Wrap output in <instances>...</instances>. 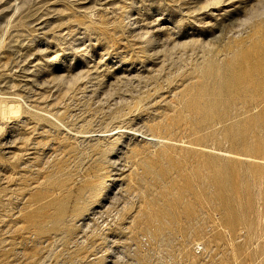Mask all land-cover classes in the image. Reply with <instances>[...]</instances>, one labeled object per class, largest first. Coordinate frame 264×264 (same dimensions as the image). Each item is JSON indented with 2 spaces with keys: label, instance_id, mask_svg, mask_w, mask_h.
Masks as SVG:
<instances>
[{
  "label": "rangeland",
  "instance_id": "374dc122",
  "mask_svg": "<svg viewBox=\"0 0 264 264\" xmlns=\"http://www.w3.org/2000/svg\"><path fill=\"white\" fill-rule=\"evenodd\" d=\"M0 95V264H264V0H0Z\"/></svg>",
  "mask_w": 264,
  "mask_h": 264
},
{
  "label": "bare ground",
  "instance_id": "6f19581e",
  "mask_svg": "<svg viewBox=\"0 0 264 264\" xmlns=\"http://www.w3.org/2000/svg\"><path fill=\"white\" fill-rule=\"evenodd\" d=\"M263 8V7H262ZM16 99H18L17 97H12V96H6V95H0V115L3 117L5 116H18L20 114V111H21V107L19 105V103H17ZM152 138V137H151ZM158 139V138H157ZM107 198H109L108 195H104L103 196V199L106 200ZM102 200V199H101ZM104 203V202H103ZM97 206V205H96ZM109 205H105V204H102L101 207H105L108 208ZM96 210V209H95ZM92 212V211H91ZM97 214L99 213V215H101L102 211H94L92 212V214ZM98 217V216H97ZM88 222V221H87ZM87 222L86 223H82L81 222V229L80 230H84L85 227L87 226ZM79 242H83V239L79 240ZM116 253V252H114ZM114 253H113V256H114ZM118 254V252H117ZM116 254V255H117Z\"/></svg>",
  "mask_w": 264,
  "mask_h": 264
}]
</instances>
